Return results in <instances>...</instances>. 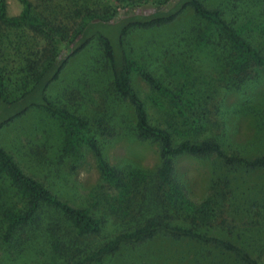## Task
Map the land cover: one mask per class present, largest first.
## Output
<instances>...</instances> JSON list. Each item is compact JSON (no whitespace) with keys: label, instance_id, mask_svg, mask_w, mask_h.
Here are the masks:
<instances>
[{"label":"trees","instance_id":"trees-1","mask_svg":"<svg viewBox=\"0 0 264 264\" xmlns=\"http://www.w3.org/2000/svg\"><path fill=\"white\" fill-rule=\"evenodd\" d=\"M18 1L22 12L8 17L6 0H0V25L21 33L13 47L23 46L29 31L51 49L40 58L32 54L16 75L0 62V132L30 112H40L58 133L38 121L33 132L42 134L44 142L36 148L29 144L33 132L26 134L27 168L0 144V183L10 190L7 201L0 192V264H30L39 257L48 261L35 264H260L234 240L242 234H235L240 226L227 209L253 212L258 220L252 225H264V187L231 176L259 172L264 177V151L251 157L239 149L264 142V104L249 97L239 104L236 113L255 119L258 128L249 143L242 142L238 128H226L220 106L234 92L248 95L264 72V0H64L65 5L42 0L49 5L42 12L29 0ZM224 6L234 13L229 20ZM187 14L188 26L167 30ZM62 18L72 20L73 27ZM154 30H165L155 50L163 51L166 71L183 79L175 86L126 52L131 34ZM3 37L9 40V35ZM94 42L102 65L89 66L87 86H66L62 92L65 102L82 110L52 101L48 90L69 61ZM1 54L2 49L0 60ZM135 76L150 90L146 100L133 85ZM147 103L163 116L166 127L150 121ZM130 137L156 147L154 170H121L109 162L108 148ZM223 141L233 143L229 150ZM64 156L71 169L86 159L96 166L101 184L109 189L95 195L102 219L63 199L66 185L54 162ZM180 157L215 159L219 173L211 194L200 202L191 200L176 177ZM108 216L114 235L90 247L85 240L101 234ZM223 257L230 261L219 259Z\"/></svg>","mask_w":264,"mask_h":264},{"label":"rangeland","instance_id":"rangeland-1","mask_svg":"<svg viewBox=\"0 0 264 264\" xmlns=\"http://www.w3.org/2000/svg\"><path fill=\"white\" fill-rule=\"evenodd\" d=\"M29 1L39 12H42L49 6L45 5L42 0ZM102 1L106 2V0ZM53 3L65 5L64 0H53ZM223 8L226 14L225 17L228 20L231 19L233 16L232 14L234 13L229 11V6H224ZM22 10L23 7L18 0H6V15L8 17H16L20 15ZM61 20L65 24H68L69 27H73L74 25L72 20H63V18ZM189 21L190 16L187 14L182 17L178 23L171 26L167 30L171 33L173 31L178 32L183 28V26H188ZM165 30L134 32L125 40L124 46L128 55L139 61V63L145 66L150 73L155 75L164 83L175 86L177 83L183 82V79L179 75H170L166 71L164 65L166 60L163 57L164 55H162L163 51L159 54L155 50L159 39L165 35ZM7 35H9L10 42H13L14 44H10L9 40L3 37ZM20 35L21 33H18L17 31H8L0 25V49H2L0 62L7 65L9 68L11 67L14 71V75L20 73L22 69H26L27 64H29V59L33 60L32 54L37 53L40 58V55L44 53L45 50L51 49L48 42H44L39 38L36 39V37L29 31H26L24 45L20 48L13 47L17 46V42L19 41L18 37ZM98 58L99 51L95 42L92 44L89 51L76 58H72L64 69L59 82L55 83L48 90L50 99L59 105H64L65 107L71 108L72 110L74 109L77 112L81 111L82 109L78 107V104H68L65 102L62 92L66 86H73L77 88H82L84 85L87 86L90 77H87L85 73L88 72L90 68L89 66H98V64L102 65L97 62L99 60ZM32 76L27 79L28 83L33 82ZM100 78L105 81L106 84V78ZM198 78L201 80L203 77L199 74ZM108 80L109 79L107 77V81ZM133 85L139 92L140 96L146 100L147 96L150 94L148 86L138 76L133 78ZM247 93L248 95H243L244 93L241 95L240 92H234L231 95H228L224 98L223 105L220 106V113L222 118L226 120V128H238L239 133H241L242 136V142L249 143L248 138H250L254 132L258 130L256 127V121L255 119L248 118L245 115H238L236 112L238 111L239 104L247 97L252 98V101L254 102H261V104H264V72L260 75L259 84H257L254 89H250ZM146 106L150 121L160 127H166L163 116L157 113L155 108L149 103H147ZM47 119L48 118L44 117L40 112H30L27 117L17 121V123L5 127V129L0 132V144L13 154L19 163L26 165V168L27 162L29 161V150L25 147V142H27L28 139L26 134L33 132V128L36 126H40L39 124L41 123L38 124V121H43L42 125L47 123L48 125L46 124V126L48 128L58 133L56 125L52 122V120L48 121ZM32 136L33 137H31V139L29 138V144H31V146L35 147L36 144L39 145L42 142V134L39 133L38 135H34L33 132ZM177 140L178 139L176 138L175 141ZM222 143L224 148L228 150L229 146L233 144L229 141H223ZM263 143L256 146H251V144H249L245 147H240L239 149L244 151V153L248 156L253 157L264 151ZM50 155L51 154H48L47 156ZM67 158L68 157L64 156L63 160L61 159L58 163L54 162V159L50 158V160H52L56 165H54V167L56 169V174H58L57 176L62 178L63 180L61 179V182L64 181L66 185V188H64L63 191L65 194L63 199L75 208H88L94 216L102 219L104 216L103 210L99 207L100 204L96 202L97 200L95 198L97 197L95 195L101 193L104 194L106 192L108 193L109 189L101 184L100 175L96 166L92 161L86 159L84 162L79 164L76 169H71V162L69 158ZM107 158L112 165L121 170H129L133 168H139L144 171L154 170L158 165L156 147L139 142L131 137L112 144L107 150ZM218 173L219 168L216 166L214 158L200 160L191 157H180L176 160V177L185 186L188 196L194 202H200L211 194L212 182ZM231 176L237 177L236 182L242 183V179L246 178L249 185L258 184L259 186L264 187V177L259 172H253L249 175H240L236 172L235 175L232 174ZM0 192H2L5 197L4 200L7 201L10 195V190H8L6 184L0 183ZM227 211L228 215L234 218L237 225L240 226L235 234L239 231L242 234L241 240H234L237 243L246 246V248L254 256L259 258L260 264H264V225H252L251 221L253 222L258 219L253 217V212H247L241 207L230 206ZM108 220V223H105V220L102 221L103 231L99 236L85 240L87 243H90V247H95L97 244L112 238L115 233L112 226V216H108ZM61 229L63 230L64 228L61 227ZM63 231H65V229ZM210 233L212 235L217 233L219 236L225 235L219 230H211ZM65 234L72 236V234L67 230L65 231ZM248 245H251L252 247L248 248ZM35 259H31L29 263L35 264L41 263L44 260L45 262L48 261L47 257L46 259H43V257H39V260ZM219 259H226L227 261H230L229 257ZM219 259L214 258V260ZM22 263L23 262H18L17 264ZM118 264L121 263L118 262Z\"/></svg>","mask_w":264,"mask_h":264}]
</instances>
